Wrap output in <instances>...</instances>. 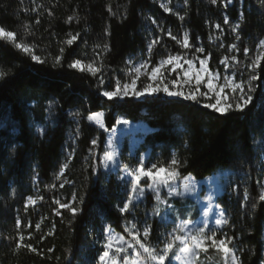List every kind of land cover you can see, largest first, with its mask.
<instances>
[{
	"label": "trees",
	"instance_id": "1",
	"mask_svg": "<svg viewBox=\"0 0 264 264\" xmlns=\"http://www.w3.org/2000/svg\"><path fill=\"white\" fill-rule=\"evenodd\" d=\"M166 2L0 0V27L14 33V39L0 36V264H90L100 252L97 239L105 224L125 231L129 214L120 211L125 202L121 181L112 170L101 167L99 176L91 171L105 150L107 130L121 116L152 128L131 156L136 161L148 152L147 168L152 163L156 168L174 166L182 176L191 173L199 179L221 169L234 171L230 188L217 199L228 217L218 238H232L229 246L240 264L263 263L264 200L259 196L264 186V56L253 99L243 112L219 114L199 99H119L104 92L128 80L130 61L148 54L157 62L201 46L203 56L210 55V67L221 70L227 48L237 42L240 62H252L264 40V4ZM238 22L239 40L232 31ZM217 24L226 31L223 48L212 41ZM185 33L188 49L181 43ZM73 35L77 39L68 45ZM17 43L31 51L17 49ZM33 54L44 63L33 61ZM57 56L61 64L54 66ZM75 59L80 66L68 68ZM96 112H104L106 129L89 120ZM128 151L125 142L123 159ZM66 202L78 209L75 215L60 207ZM20 235L22 245L31 243L37 251L17 248ZM201 258L224 262L223 253L213 247Z\"/></svg>",
	"mask_w": 264,
	"mask_h": 264
},
{
	"label": "rangeland",
	"instance_id": "2",
	"mask_svg": "<svg viewBox=\"0 0 264 264\" xmlns=\"http://www.w3.org/2000/svg\"><path fill=\"white\" fill-rule=\"evenodd\" d=\"M224 1L227 3V0ZM160 2L164 6L167 5L166 0H160ZM236 24H239V22ZM238 31L239 28L237 29V32H234V34L238 35ZM225 34L226 31L223 27H216V33L212 38V41L221 48L225 47ZM184 37L181 41L182 44ZM187 37L189 40L188 34ZM260 42L257 47L256 57L252 60V62L248 63L240 62V50L238 43H233L237 45L236 50L231 48V44L227 48V53L220 62L222 67L221 70H214L210 67V55L203 56V53L191 51H187L182 54H168L167 56L160 58L167 59L168 56L180 55L181 66L173 71L171 65H164L161 67L160 71L155 74V76L152 75L151 69L152 67L158 66L160 59H158L157 62H153L152 55L148 54L146 57L131 60L129 64V70L127 72L128 80L119 82V86L117 85L115 90L110 91L113 92L114 95L107 97L119 99L133 97L135 99L142 100L146 97L161 95L167 98H181L168 97L164 93H145L144 96L136 97L132 94L131 89L128 90V95L124 96L123 85L125 83L131 84V81L135 79L137 80V88L135 89L137 91L141 90L142 87L148 83L156 85L160 83L161 80L165 81L171 86L172 79H176L177 76L183 77L184 71L187 68V65L183 63L185 58L193 60L194 72L189 73V83H185L184 80L181 79L179 80L180 87H170V90L183 91L185 94H189L191 92L193 95H196L197 99H199L204 104L209 102L215 103V100L211 99V97L214 96V93H211L208 97H201V92L204 89L202 88L200 91H194L192 87L195 85V72L199 71V61L204 59L206 61L205 66L208 68V72L201 73V79L203 81H206L210 75L217 76L218 78L213 80V87L216 88L217 86L224 85V77H227V80L231 85L240 84L245 89V95L249 94L247 89L251 86L253 90L250 94L253 97L255 81H251V85L249 84V81L251 80V76L253 74L257 76V66L260 64V61L264 56V44ZM152 46L153 44H151V47ZM190 46L191 45L189 41V47ZM233 57H235V59H233ZM143 64H147V67H141ZM137 68H140L141 70L137 72ZM240 94L241 93L239 90H237L236 93H232L231 87H226L225 92L222 93V97L226 99H222L220 106L224 107L225 103L229 100H231L234 106L235 100L232 98L237 97ZM90 117L92 118L91 121L94 124L98 125L99 127L103 125L104 127L101 128L106 129L104 123V112L93 113L90 115ZM118 119L124 120L126 118L121 116ZM113 128H115V132L112 131ZM113 128L107 130L106 143L109 140L112 142L111 146L107 150L115 151V159L105 170H112L117 174L118 179L122 184V192L124 193L125 198L124 200L125 202H128V198L131 197V203H129V209L125 211V213L129 214V219L125 223L124 232L116 231L109 224H105L102 235L97 239L100 252L104 250V244H109V256L115 259L116 264H124L125 255H127L129 264H155V262L150 260L148 253H144L143 249L139 248V243H145L146 247H149L150 249L155 248L157 252H162L164 244L172 240L173 236L191 237L193 235H198V229L203 227V222L205 220H207L209 224V229L205 230L206 233L211 235V230L215 229L216 236L214 238L217 241L222 239L218 237L225 225L217 228L215 225V219L220 218L221 211L224 214L223 219L228 221V217L226 210L217 202V199L222 193L226 192L230 188L231 183L235 179L234 171L230 169H221L203 179H199L191 173L182 176L174 166L162 168L155 167L152 169V172L156 174L157 180L167 177L169 173L175 172L174 179L170 181L172 187L167 188L162 186L160 188L161 201L157 202L155 200V192L148 188L149 181L146 177H143L142 175L141 181L137 182L138 188L144 189L143 194H140L139 192L132 191V179L131 176L128 175L130 172H135V170L140 166L139 162L141 160L144 162L146 161L148 152L143 153L142 156L136 161L132 157L135 155L138 147L144 140L145 135L149 133L152 128L144 122H133L130 120H128L127 125L123 123H116ZM125 142H127L129 145L128 155L130 158L128 157L127 159H123L121 156L122 148ZM125 164L128 165V173L123 171ZM160 169H164V171H160ZM262 191H264V186ZM169 192H171V195H169ZM209 195L212 196L211 201L208 199ZM197 211L198 216L194 218L193 216ZM205 213H207L206 216ZM186 221L187 227H184ZM154 226H156L155 232ZM145 227H147L149 232V236L147 238L144 237ZM109 236L111 237L110 239ZM188 243L190 249L194 248L197 251V256L195 257V260L192 262V264H216L204 262V260L201 258L202 253L207 251V249L210 247H213L210 241H204L197 246L193 245L191 239L189 238ZM226 243L232 253L237 257L236 264H240L237 251L231 248L227 241ZM129 245H131V247H129ZM121 246H123V250L116 254ZM180 247L181 245L178 240L173 242V249L169 252L171 259L166 257V264H188L189 258L186 256V254L180 251ZM213 248L223 253V264H229L231 257H226L223 249H221L219 245ZM90 264H99L98 257ZM262 264H264V261Z\"/></svg>",
	"mask_w": 264,
	"mask_h": 264
},
{
	"label": "snow or ice",
	"instance_id": "3",
	"mask_svg": "<svg viewBox=\"0 0 264 264\" xmlns=\"http://www.w3.org/2000/svg\"><path fill=\"white\" fill-rule=\"evenodd\" d=\"M241 2H242V0H241ZM260 2H261V4H264V0H260ZM212 3L216 4L217 0H212ZM232 3H233V0H227V4H232ZM227 4H226V6H227ZM68 19L72 20L73 17L70 16ZM179 19L183 20L184 16H180ZM229 22L230 21H229L227 15H225L224 23L228 24ZM216 27L219 28L220 25L217 24ZM238 28H239V24H236V26L232 28V31L233 32H237ZM168 35L172 36V33L168 32ZM0 36H5L7 38L14 39L13 31H6L4 27H0ZM76 39H77V37L75 35H73L72 38L67 41V44L68 45H72L73 42ZM172 39L175 40V39H177V37L172 36ZM236 39L237 40L240 39L239 35H237ZM260 43L264 44V41H261ZM15 47L17 49L22 50L25 53H29L31 51V49L28 46L24 45V44L17 43V44H15ZM183 48L184 49H188L189 48V40H188V37H187V33H185V37H184V40H183ZM231 48L233 50H236L237 49V45L236 44H232ZM63 51H64V49L61 48L60 52H63ZM149 51H151V44H149ZM194 51H196L198 53H204L205 49L203 47H196L194 49ZM248 51H249L248 48L244 49V53L245 54H247ZM31 59L33 61H36V62L44 63V61H41L39 56L34 55V54L31 55ZM233 59H235V57H233ZM183 63L187 65V68L184 71L183 77L177 76L176 79H172L171 80V86L168 83H166L165 81L161 80V82L156 84V85H153L152 83H148V84L144 85L141 90L137 91V90H135L137 88V80L133 79L131 81V84L125 83L123 85V88H124L123 95L127 96L128 95V90L131 89L132 90V94L134 96H136V97L144 96L145 93H164L168 97H181V98H183V100H186V101L190 100V101H193L195 103H200V101L197 99V96L193 95L191 92L189 94H185L183 91H179V90L172 91V90H170V87H173V88L180 87L179 80H181V79H183L185 83H189V80H188L189 73L194 72L193 60L185 58L183 60ZM60 64H61L60 57L57 56L56 60H55V63H54V66H59ZM80 64H81V60L80 59H75L72 62H70L67 66L70 69H76V68H78L80 66ZM199 64H200L199 71H196L195 75H194L195 85L192 86L193 90L194 91H200V89L203 88L204 90L201 92V97H208L211 93H214V96H212L211 99L215 100V103L209 102L207 104H204L203 107L208 108V109H213L216 113H219V114H226L229 111L243 112L244 109L248 106V104L251 103V101L253 99L252 95L250 94L251 91L253 90L252 87L250 86L247 89V92L249 94L245 95L244 94L245 93V89L240 84L231 85L228 82L227 77H224L225 84L217 86L216 88H214L213 87V80L217 79L218 77L210 75L206 81H203L201 79V73H207L208 72V68L205 66L206 65V61L204 59H201L199 61ZM164 65H171L173 71H175L176 68L181 66V57H180V55L168 56L167 59H160L159 62H158V66L152 67V69H151L152 75L155 76V74L157 72H159L161 67L164 66ZM141 67H147V64H143V65H141ZM140 70H141L140 68L136 69L137 72H139ZM89 72H91L93 75L96 74V71L93 70L91 67H89ZM3 76H4V73H0V77H3ZM256 79H257V76L255 74H253L251 76V80L249 81V84L251 85V81H255ZM101 83H103L102 80H101ZM226 87H231L232 93H236L237 90H239V92L241 93L239 96L232 98V99L235 100L234 106H233L231 100L226 102L224 107L220 106L222 99H226V98L222 97V93L225 92V88ZM104 95L111 97V96L114 95V93L110 92V91H105ZM91 119L92 118L89 117V120H91ZM116 123H118V124L119 123H123V124L127 125L128 124V120L127 119H124V120L117 119ZM101 127H104V126L101 125ZM112 131L115 132V128H113ZM91 143H92L93 146H96L98 144L97 140H95V139H93L91 141ZM111 143L112 142L109 140L105 144V150L103 151V155L102 156L97 155V157L95 158L96 162L91 166V171L97 176H99L101 174V167L104 168V169H107L109 167L110 163H112L114 161V159H115V151L114 150H111V151L107 150L111 146ZM171 163L173 165H178L179 164V162L177 160H172ZM139 164H140V166L135 170V172L128 173V165L127 164H125L124 168H123V171L128 173V175L131 176V179H132V191L133 192H139L140 194H143L144 189L143 188H138V184H137V182L141 181V178H142V175H143V177H146L148 179V181H149L148 188L155 192V200L157 202L161 201L160 188L162 186L167 187V188H171L172 187L170 181L172 179H174L175 172L169 173L167 177L157 180L156 174H154L152 172V169L156 167L155 163H152L151 166L148 167V168L145 167V162L142 161V160L139 162ZM64 167L66 168L67 165L65 164ZM160 171H164V169H160ZM62 186L63 185H61V187ZM169 195H171V192H169ZM245 195H247V194H245ZM27 199L29 201H32V197L31 196H29ZM208 199H209V201H211L212 200V196L209 195ZM259 199L260 200H264V191L261 192V194L259 196ZM72 200L73 201L75 200L74 196L72 197ZM81 203H82V200H81ZM129 203H131V197H129L128 198V202H125L123 204V207L120 208V211L122 213L129 209ZM60 207L61 208H67V210L69 212H71L73 215H75L77 213V211H78V209L76 207L72 206V204L70 202L62 203V204H60ZM217 207H219V206H217ZM206 215H207V213H205V216ZM223 215L224 214L221 211L220 212V218L215 219V225L217 226V228H219V227H221V226H223V225L228 223L227 220L223 219ZM20 223L21 222L19 220H17V222H16V227L17 228H19ZM39 227H40V225L37 224L36 228H39ZM184 227H187V221L185 222ZM206 229H209V224H208L207 220H205L203 222V227H200L198 229V233H199L198 235H193L191 237H189V236H184V237L173 236L172 240H170V241H168V242H166L164 244L162 252H157V250L155 248L150 249L149 247H146L145 243H139V248L143 249L144 253H148L150 260L152 262H155V264H166V257L171 259V257L169 256V252L173 249V242L178 240L180 242V245H181L180 251L182 253L186 254V256L189 258L188 264H192V262L195 260V257L197 256V251L194 248L193 249L189 248V243H188L189 238L191 239L192 244L193 245H197V246L199 244H201L202 242H204V241H210V243H211V245L213 247H216L217 245H219V247L221 249H223L226 257H228V256L231 257V260L229 261V264H236L237 257L232 253V251L229 249V247L227 246V243H226V241L228 243H231L232 238H229V237L225 236L224 238H222L219 241H217L214 238L216 236V230L215 229L211 230V235H208L206 233V231H205ZM148 236H149V232H148L147 227H145V229H144V237L147 238ZM110 238L111 237L109 236V239ZM22 241H24V236L23 235L18 236L17 237V243H16V247L17 248L23 246V247H26L30 252H36L37 251V249L34 248L31 243L22 245L21 244ZM129 247H131V245H129ZM109 248H110L109 244H104L103 245V249L104 250L97 254L98 255L99 264H116L115 259L109 256ZM121 250H123V246H121L118 249L116 254H118L119 251H121ZM49 251H51V249H49ZM124 264H129L127 255H125V257H124Z\"/></svg>",
	"mask_w": 264,
	"mask_h": 264
}]
</instances>
